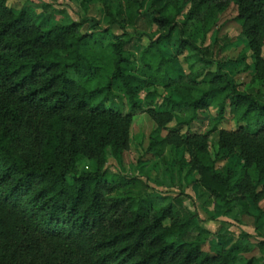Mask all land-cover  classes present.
<instances>
[{
    "label": "trees",
    "instance_id": "obj_1",
    "mask_svg": "<svg viewBox=\"0 0 264 264\" xmlns=\"http://www.w3.org/2000/svg\"><path fill=\"white\" fill-rule=\"evenodd\" d=\"M9 1L0 0V264H264V237L241 232L207 250L213 233L181 195L160 203L144 175L106 167L123 164L134 117L148 113L146 152L169 153L215 212H256L263 236L264 0H122L128 16L110 11L105 27L90 16L46 27ZM231 6L246 41L236 61L253 69L244 89L217 60L218 32L206 44ZM159 87L161 102L146 103ZM212 107V128L192 131Z\"/></svg>",
    "mask_w": 264,
    "mask_h": 264
},
{
    "label": "rangeland",
    "instance_id": "obj_2",
    "mask_svg": "<svg viewBox=\"0 0 264 264\" xmlns=\"http://www.w3.org/2000/svg\"><path fill=\"white\" fill-rule=\"evenodd\" d=\"M9 4L16 8H30L41 18L46 27L58 23H67L72 20H79L85 16L98 19L101 27H105L109 20L108 12L111 11L113 16L117 19H120L122 16H128L129 13V9L125 7L122 0H88L85 4L83 0H10ZM46 4L49 5L47 8L45 7ZM237 14V8L231 6L230 9L220 17L218 26L209 35L206 44L212 49L216 37L215 33L218 32L219 39L215 51L218 52L220 46H222V51L219 53V56H217V60L226 61L224 65L225 71L235 78L236 82L240 84L241 89H244L252 80L253 69L244 71L243 62L236 61L246 44L242 34L241 23L236 20ZM114 28L115 31H119L116 25ZM148 42V37L138 40V47L135 49V52L137 54L140 53L139 49L146 46ZM175 49H177L175 45L167 47V51L169 52H173ZM179 57L181 62L178 68L187 73L188 66L183 61L184 56L180 55ZM246 61L253 67L254 63L251 57H248ZM215 65L216 64H213L210 69L214 70ZM258 86L264 91L263 83ZM146 93L147 92H144V95H146ZM164 93L163 87H159L158 94L153 95L156 97V100L152 95H149V97H145V102L147 101L146 103H148L152 101L153 103H160L162 100L161 95ZM216 114L217 109L214 107L205 111H200L198 118L191 125L192 131L204 133L211 129ZM174 124L175 122H172L170 126ZM223 126L233 128L234 122L231 120L226 121ZM154 128L155 123L148 113L137 114L134 117L132 126L130 147L124 153L123 164L121 165L114 159H110L106 167H108L111 172H125L129 175H144V178H146L151 185V195L160 203H168L174 197L181 195L185 204L192 210L200 214L203 213V209L208 210L207 212L211 211L213 214H204L206 218L209 216L210 231L213 233L211 238H214V240L207 242L205 248L207 250L215 251V249L220 247L221 243L229 245V242L236 240L241 232H247L254 236V238L251 239L252 241H258L260 237H264V234L263 236L257 234L255 229L256 212L251 209L248 212L241 213L238 209L234 208L227 218L213 219L212 216L214 217L215 205L212 199L208 196H199L200 191L197 187H194L193 178H188V176L181 177V173L178 170L179 168L177 164H173L174 161L171 160L173 158L171 157L170 159L169 153L165 158H158L146 152L149 134ZM217 136L218 132H214L211 135L213 145L215 144ZM84 164L86 167L89 165L87 161L84 162ZM260 205L264 209V201H262ZM207 207H209V209H207ZM262 231L264 233V226ZM220 237L221 243H219ZM253 255L261 256V253L259 250H256L255 252L247 254L248 257ZM261 260L262 258L259 261Z\"/></svg>",
    "mask_w": 264,
    "mask_h": 264
},
{
    "label": "crops",
    "instance_id": "obj_3",
    "mask_svg": "<svg viewBox=\"0 0 264 264\" xmlns=\"http://www.w3.org/2000/svg\"><path fill=\"white\" fill-rule=\"evenodd\" d=\"M207 209H209V207H207ZM212 209V208H211ZM235 209H238V211L239 212H241V210H240V206L239 205H237L236 207H235ZM208 210H205V209H203L202 210V212L203 213H199L200 215V219L202 220V225L204 226V227H206V228H208L209 230H210V228H211V226H210V219H209V216L206 218V216L204 215V214H207V213H211V211H209V212H207ZM214 211H215V208H214ZM231 213V212H230ZM230 213H228V214H223V213H221V212H215L214 213V217L212 216V218L213 219H217V218H223V217H225V218H227L228 217V215L230 214ZM211 214H213V213H211ZM208 215V214H207Z\"/></svg>",
    "mask_w": 264,
    "mask_h": 264
},
{
    "label": "built area",
    "instance_id": "obj_4",
    "mask_svg": "<svg viewBox=\"0 0 264 264\" xmlns=\"http://www.w3.org/2000/svg\"><path fill=\"white\" fill-rule=\"evenodd\" d=\"M142 96H144V93H142Z\"/></svg>",
    "mask_w": 264,
    "mask_h": 264
}]
</instances>
